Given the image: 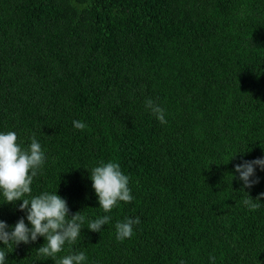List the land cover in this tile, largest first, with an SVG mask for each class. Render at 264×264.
<instances>
[{"label":"trees","instance_id":"16d2710c","mask_svg":"<svg viewBox=\"0 0 264 264\" xmlns=\"http://www.w3.org/2000/svg\"><path fill=\"white\" fill-rule=\"evenodd\" d=\"M9 131L22 149L35 135L44 153L31 197L57 190L85 222L55 257L38 254L44 237L0 243L6 264L81 251L83 264H264V198L243 203L264 192V171L243 190L234 171L264 156V0H0ZM101 162L119 164L133 196L109 213L89 178ZM20 203L0 192V220L28 224ZM104 215L100 232L87 228ZM135 217L118 240L116 223Z\"/></svg>","mask_w":264,"mask_h":264},{"label":"clouds","instance_id":"9594fccd","mask_svg":"<svg viewBox=\"0 0 264 264\" xmlns=\"http://www.w3.org/2000/svg\"><path fill=\"white\" fill-rule=\"evenodd\" d=\"M145 106L150 109L161 124H166L165 109L155 104L151 98L146 99ZM74 128L84 130L86 124L79 120L73 121ZM235 156V155H234ZM232 156L231 158H233ZM230 158V159H231ZM44 153L40 143L31 138V143L26 149L17 144L16 132L9 131L0 133V192L5 203L14 204L20 200L19 211L26 212L25 217L17 220L14 226H9L5 221L0 220V243L4 246H14L20 243L29 244L35 242L38 237H44L45 243L37 252L44 257H55L61 252L63 245L75 243L81 234L85 216L81 211L69 215V208L65 199L54 193L43 192L39 196L31 197V184L44 164ZM256 168L264 171V156L243 161L234 166V171L239 173L238 179L243 181L242 190L251 188L259 183L256 177ZM92 187L98 197V203L105 213H109L118 202H131L133 196L128 187L129 177L124 175L120 166L114 162H101L99 166L92 169L89 177ZM233 178V177H232ZM26 196L31 198H25ZM264 198V192L255 199L247 194L243 203L250 210L259 208L260 201ZM111 217L104 215L88 223L87 228L92 232H100L102 226L109 223ZM140 223V218H126L123 222H117L116 238L124 240L133 235V226ZM30 225V227L28 226ZM7 253L0 249V264H6ZM215 260L214 256H210ZM86 255L83 251L69 254L57 261V264H83ZM183 264V262H181Z\"/></svg>","mask_w":264,"mask_h":264}]
</instances>
